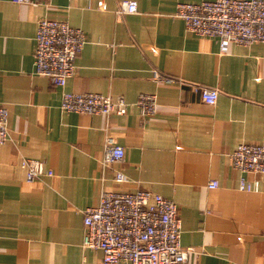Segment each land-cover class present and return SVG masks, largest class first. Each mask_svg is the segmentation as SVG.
I'll list each match as a JSON object with an SVG mask.
<instances>
[{"label": "crops", "instance_id": "crops-1", "mask_svg": "<svg viewBox=\"0 0 264 264\" xmlns=\"http://www.w3.org/2000/svg\"><path fill=\"white\" fill-rule=\"evenodd\" d=\"M0 0V102L9 109L10 138L0 144V264H103L85 247L84 209L104 189L147 188L172 199L182 219L181 242L192 264H264V173L252 191L239 189L231 153L264 141V42L230 43L202 36L173 16L179 2L135 0ZM66 19L87 42L77 70L57 86L36 73L41 18ZM219 89L215 104L188 83H161L153 69ZM64 90L124 96V114L61 108ZM158 96L143 118L141 93ZM125 147V160L103 167L106 134ZM23 158L44 160L53 175L29 181ZM122 170L128 181H116ZM212 180L219 187L211 188Z\"/></svg>", "mask_w": 264, "mask_h": 264}, {"label": "built area", "instance_id": "built-area-1", "mask_svg": "<svg viewBox=\"0 0 264 264\" xmlns=\"http://www.w3.org/2000/svg\"><path fill=\"white\" fill-rule=\"evenodd\" d=\"M17 3L39 4L50 0H14ZM138 12L135 0H122L118 13ZM173 16L182 18L187 28L202 36L218 38L223 52L230 43L252 45L264 42V0H202L179 2ZM87 42L86 32L66 19L44 17L39 20L36 36V73L64 87L77 70L76 60ZM153 79L161 83H188L153 69ZM202 99L215 104L219 89L188 83ZM130 103L124 96L114 97L99 92L64 90L61 108L88 114H124ZM143 118L159 110L155 93H141L136 101ZM10 138L9 109L0 102V144ZM125 147L113 134H106L103 167L125 160ZM233 166L241 172L239 189L252 191L257 181L246 173H264V141L241 143L231 153ZM22 167L29 181L53 175L44 160L23 158ZM116 181L126 182L128 176L118 170ZM209 187H219L212 180ZM84 246L100 249L103 264H192L189 249L181 242L182 219L178 204L159 192L147 188L136 191L104 189L99 203L84 209Z\"/></svg>", "mask_w": 264, "mask_h": 264}]
</instances>
